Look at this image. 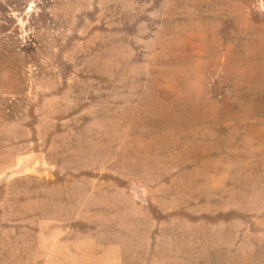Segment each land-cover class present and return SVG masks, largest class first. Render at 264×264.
Masks as SVG:
<instances>
[{
    "label": "rangeland",
    "instance_id": "1",
    "mask_svg": "<svg viewBox=\"0 0 264 264\" xmlns=\"http://www.w3.org/2000/svg\"><path fill=\"white\" fill-rule=\"evenodd\" d=\"M0 264H264V0H0Z\"/></svg>",
    "mask_w": 264,
    "mask_h": 264
}]
</instances>
